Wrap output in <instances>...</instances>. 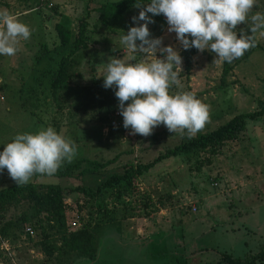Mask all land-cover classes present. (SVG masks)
I'll return each mask as SVG.
<instances>
[{"label":"rangeland","instance_id":"374dc122","mask_svg":"<svg viewBox=\"0 0 264 264\" xmlns=\"http://www.w3.org/2000/svg\"><path fill=\"white\" fill-rule=\"evenodd\" d=\"M106 1L116 0H0V6L17 14L31 29L30 39L21 41L14 56L0 55V152L16 134L51 126L75 141L77 154L72 162L81 158L104 162L116 157L101 172L84 178L34 175L30 180L65 190L68 231L84 225L96 227L97 262L74 254L47 256L37 243L42 237L40 228L34 227L30 218L29 223L0 236V264H221L224 255L242 262L252 260L264 244V117L247 120L238 138L214 155L181 154L159 162L135 180L133 192L125 189L122 193L117 185L95 197L69 190L78 185L95 190L112 174L122 173L123 164L147 163L189 139L187 134L170 133L164 125L148 137L130 135L122 115L116 128L107 129L112 112L104 117L100 100L113 102L120 111L119 101L115 89L104 88L103 78L97 79L103 75L97 64L101 54L106 63L108 56L123 58L125 53L121 31L92 29L98 22L93 9ZM257 11L264 12V0H256L250 15ZM87 12V45L71 58L69 89L53 96L42 71L56 68L71 48L58 46L53 25L67 17L75 31ZM139 12L133 7L125 14V33L137 26L132 17ZM148 15L155 21V16ZM247 27L238 26V33ZM167 29L163 15L149 24L151 38L163 37V46L171 45L180 52L183 48L176 34ZM43 44L50 49L49 62H38ZM127 55L141 58L139 53ZM157 56L162 58L159 53ZM214 59V53L198 50L191 58L189 73H180L181 87L170 90L192 92L209 106V119L201 133L218 128L237 114L254 111L264 102V38H258L255 48L231 63L224 83L222 63L214 64ZM13 184L4 169L0 190ZM26 211H30L28 204L12 208L1 222L17 221ZM138 219L147 223L142 224L145 232L136 236ZM76 221L79 228L73 225ZM27 228L32 229V235L27 234ZM48 242L59 246V235L52 233ZM254 264L264 263L258 260Z\"/></svg>","mask_w":264,"mask_h":264},{"label":"clouds","instance_id":"9594fccd","mask_svg":"<svg viewBox=\"0 0 264 264\" xmlns=\"http://www.w3.org/2000/svg\"><path fill=\"white\" fill-rule=\"evenodd\" d=\"M133 6L140 9L139 16L132 17L137 26L127 33L120 30L125 55L108 56L105 63L101 54L97 71L103 75L97 79L103 78L104 88L115 89L123 126L131 129L130 135L148 137L164 125L170 133L192 138L208 121L209 106L192 92L170 91L181 87L183 58L173 46H163V37L151 38L149 24L155 21L148 14L163 15L167 31L176 34L184 50L210 51L215 54L213 63L218 64L232 63L257 46L258 38H264V12L250 15L256 0H149L146 4L136 0ZM240 25H248L247 30L240 28L238 33ZM30 36V27L17 14L0 9V55L14 56L21 41ZM136 53L141 55L139 60L127 55ZM76 154L75 141L51 126L16 134L0 152V173L7 169L21 186L34 175H54Z\"/></svg>","mask_w":264,"mask_h":264},{"label":"trees","instance_id":"16d2710c","mask_svg":"<svg viewBox=\"0 0 264 264\" xmlns=\"http://www.w3.org/2000/svg\"><path fill=\"white\" fill-rule=\"evenodd\" d=\"M139 2L146 4L149 0H139ZM135 3L136 0H116L99 4L98 7L93 9L97 14L98 22L93 23L92 29L103 27L111 33H116L124 29L126 22L125 14L134 7L133 5ZM88 16L89 13L87 12L84 17L78 20L75 31L70 28L69 20L65 17L54 25L58 46L64 48L70 45L71 48L65 56H61L56 68L48 67L42 71V79L49 80V88L53 96L61 90L69 89L68 82L71 74V58L87 45L86 32L89 27ZM161 18L162 15L155 16V21H160ZM42 48L43 50L39 56L38 62L42 59L49 62L52 56L50 55V49L46 44H43ZM56 51L58 52V50ZM197 52L198 50L195 48H191L190 50L182 49L180 51L183 58L182 67L184 74L187 75L189 73L191 69V58ZM231 69V63L222 62L221 83L225 82V78ZM89 101H92V97H89ZM100 105L101 108L105 107L103 108L104 117H106L109 112L113 113L114 110L117 109V106L113 107V102L111 101L105 103V101L100 100ZM258 106L259 107L254 111L233 116L226 123L214 130L206 133H197L195 137L189 138L186 142L180 143L171 149H167L164 153L157 155V157L147 163L128 162L123 164L122 173L112 174L95 190L84 185H78L69 190L71 192L84 194L88 197H95L98 196L103 189L117 185L123 189L122 193L125 192V189H129V191L133 192L135 191V180L165 159L176 157L181 154H197L200 152L208 155L216 154L225 143L234 141L238 138V134L245 129L247 120L252 121L264 117V102L260 101ZM110 120L111 117L108 119L107 126H109ZM113 128L116 127H108V129ZM115 161L116 157L104 162L81 158L71 163H63V166H61L54 175L66 178H81L87 174L101 172ZM65 193V190L59 185L39 184L34 182H29L21 186L13 184L1 189L0 236H5L13 227L20 228L29 223L30 218H33L34 222H32V225L40 228V234H42V237L37 243L47 256H51L54 252L59 255L74 254L83 260L97 262V238L93 232V228L96 227L90 228L88 225H84L74 231L67 230L66 206L64 203ZM22 204H28L30 211L21 213L17 221L8 220L4 223L1 222L7 211ZM52 233L59 235V246L48 242L49 236H51ZM221 258V264H254L255 261L258 260L260 263H264V244L252 260L242 262L229 258L227 255Z\"/></svg>","mask_w":264,"mask_h":264},{"label":"built area","instance_id":"2783aa9c","mask_svg":"<svg viewBox=\"0 0 264 264\" xmlns=\"http://www.w3.org/2000/svg\"><path fill=\"white\" fill-rule=\"evenodd\" d=\"M119 119H120V111L118 109H116L112 113L111 120L109 122V126L116 127L119 124ZM109 126H107V129H108ZM73 225L76 226L75 228H79V226H80L77 221L74 222ZM26 232H27L28 235H32L33 234L31 228H27Z\"/></svg>","mask_w":264,"mask_h":264},{"label":"crops","instance_id":"0c3cea01","mask_svg":"<svg viewBox=\"0 0 264 264\" xmlns=\"http://www.w3.org/2000/svg\"><path fill=\"white\" fill-rule=\"evenodd\" d=\"M2 7V8H1ZM5 7V6H4ZM3 6H0V9H5ZM39 8H41V6L39 7ZM37 10V8H34V9H30V10H28V13H26V14H29V13H32V12H34V11H36ZM44 16H47V15H44ZM65 18H67V17H65ZM68 20H69V18H67ZM70 21V20H69ZM57 23H58V21H57ZM45 24V23H44ZM56 23H54V25H55ZM53 25V26H54ZM53 30V29H52ZM55 31V30H54ZM56 34V33H55ZM94 174H96V173H94ZM90 175H93V174H87V175H84L83 177H81V178H84V177H86V176H90ZM83 180V179H82ZM140 220H143V219H140ZM137 222L139 223L140 221H139V219L137 220ZM143 222V221H142ZM144 224L145 223H147L146 221H144L143 222ZM143 223H139L138 225H139V227H137V229H136V232H135V234H136V236H139V235H141V234H143L145 231L143 230V228H142V224Z\"/></svg>","mask_w":264,"mask_h":264}]
</instances>
